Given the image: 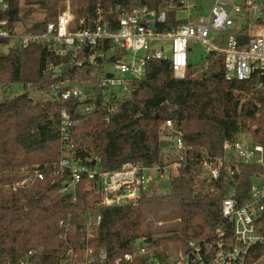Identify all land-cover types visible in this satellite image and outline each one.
<instances>
[{
	"label": "trees",
	"instance_id": "trees-1",
	"mask_svg": "<svg viewBox=\"0 0 264 264\" xmlns=\"http://www.w3.org/2000/svg\"><path fill=\"white\" fill-rule=\"evenodd\" d=\"M22 1L25 6H38L47 13L42 23L27 29L34 33L43 32L47 24L55 22L65 9L64 6L59 7V0H10L7 17L12 23L22 21ZM73 1L77 18H86L102 10L108 19L110 7L114 5V0ZM179 1L143 0L151 9H159L166 2L172 6L167 23L157 25V32H169L184 23L176 19ZM0 48L8 49L7 52H0V83L3 86L22 84L26 91L0 102V184L20 181L27 169L40 167L45 171V180L36 183L32 189L0 190L1 264L57 263L67 253L61 223L68 222L70 217L71 222H80L90 211L95 217H101L93 245L107 249L110 263L129 252L138 242L147 243L156 256L164 259L171 245L184 249L189 241L207 237L222 221V202L228 185L223 181L210 182L203 176L200 163L206 155H221L225 142H235L245 133H253L257 142L261 141L264 97L251 82H226L221 60L209 58L202 68L207 65L206 69L215 72L202 78L214 83L205 90V95L199 91L200 85L196 84L191 87L188 100L179 99L178 103L171 99L158 108H148L146 96L152 86L165 90L172 85H192L193 80L189 77L196 68L189 64L187 78L176 80L169 60H152L148 63L145 78L131 84L129 99L116 104L117 112L110 115L100 95L92 101L64 102L51 93L53 86L67 81L69 85H81V81L88 78L96 81V76L91 77L94 68H69L64 76L54 78L53 73H46V69L48 66L56 67L62 61L40 46L19 49L0 41ZM99 49L104 53L114 50L110 43ZM28 87L48 98L40 101L32 99ZM210 88L211 93L218 89L221 96L219 111L207 94ZM85 104H94L95 110L89 115L78 114L77 111ZM63 111L78 122L70 129L66 142L61 135ZM106 118H110L109 124L105 122ZM167 120L174 122L175 129L181 133V142L191 148L181 178L172 184L171 195L159 197L151 187L143 193L138 206L95 209L98 197L86 182L78 187L76 203L72 202L71 195L61 194L63 179L54 178L52 174L53 165L63 157L87 165H93V161L100 158L102 167L108 171H117L126 163L143 166L157 164L160 168L172 164L174 157L166 159L162 153L168 150L172 155L171 148L177 135L168 132V137L174 141L167 143L165 148H162L163 142L159 137L160 129H164ZM253 127H256L255 131H252ZM160 211L168 213L163 218L178 223L165 232L169 235L154 238L144 229V223L147 215L158 216ZM80 232L79 228L69 235L70 242L80 245ZM256 253L257 256L264 255V248Z\"/></svg>",
	"mask_w": 264,
	"mask_h": 264
},
{
	"label": "built area",
	"instance_id": "built-area-1",
	"mask_svg": "<svg viewBox=\"0 0 264 264\" xmlns=\"http://www.w3.org/2000/svg\"><path fill=\"white\" fill-rule=\"evenodd\" d=\"M199 1L180 0L176 19L179 21L177 14L181 13L185 16L184 23L165 33L157 32L155 28L167 23L172 9H151L143 0H114L108 19L102 10L86 18H77L67 6L43 32L34 33L22 29L20 22L12 23L7 17L10 0H0V41L19 49L38 45L59 58L61 64L46 69V73H53L54 78L64 76L69 68H94L91 77L96 76V81L88 78L82 80L81 85H69L67 81L53 86L51 93L64 102L92 101L100 95L110 115L117 112L116 104L129 99L131 84L145 78L148 63L152 60H169L174 78L185 80L194 43L206 49L208 59L221 60L226 82H251L264 97V0H213L208 14L203 17ZM166 42L170 44H164ZM105 43H110L114 50L107 53L98 50ZM166 47L171 48L166 52ZM110 53L116 56L108 61ZM106 67L112 71L107 72ZM94 110V104H85L77 112L89 115ZM61 117V135L66 142L70 129L78 122L73 121L67 111H63ZM105 122L109 124L110 118ZM164 129L177 135L171 148L175 158L172 164L160 168L157 164L126 163L117 171H108L102 167L100 158H96L93 165H87L63 157L53 165L52 174L54 178L63 179L61 194L71 195L72 202L76 203L78 187L86 182L98 197L95 209L140 205L143 193L155 183V174L164 178L165 169L170 170L172 184L181 178L191 151L181 142V133L175 129L172 120L165 121ZM245 136L252 138L250 143L242 142ZM200 168L210 182L223 181L228 185L222 202V221L207 237L189 241L184 249L167 251L164 259L156 256L147 243L138 242L129 252L110 263L107 249L93 245L101 217H95L90 211L80 222H71L70 217L68 222L61 223L67 253L55 264L264 263V255L257 256L256 253L264 248V133L260 142L250 132L235 142H225L222 154L204 156ZM44 172L40 167L24 170L20 181L0 184V190L32 189L36 183L45 180ZM79 228L80 245L69 239V235Z\"/></svg>",
	"mask_w": 264,
	"mask_h": 264
},
{
	"label": "rangeland",
	"instance_id": "rangeland-1",
	"mask_svg": "<svg viewBox=\"0 0 264 264\" xmlns=\"http://www.w3.org/2000/svg\"><path fill=\"white\" fill-rule=\"evenodd\" d=\"M213 0H200L199 1V5H200V14L201 17L206 16L208 14V10H209V6L212 4ZM64 6L65 8L67 6H70L72 8V10L74 9L75 3L73 0H59V7ZM161 7H168L170 9H172V6L170 3H163L161 5ZM21 8H22V12H21V27L22 29H28L30 27H32L34 24L36 23H42L46 16L47 13L46 11L42 10L40 7L38 6H34L32 8L25 6L24 2H21ZM32 11L30 15H26V13L28 11ZM177 17L179 18V21H183V19H185V16L182 15L181 13L177 14ZM166 45L170 44V42H166L164 43ZM191 48L193 50L192 53H190L189 55V62L190 64H192L193 66H195L196 68H194L189 77L190 79L193 80L192 85H190L189 83L185 85V83L183 85H172L168 88H166L165 90L159 89L157 86H152L150 89V93L147 94L146 99H148L147 101H149L147 103V107H160V105H162V103H164V101H171V99L173 101H178V103H180V100H188V95L190 94V92L192 91L191 87H195V85L199 84L200 88L199 91L202 94H206V89H208L210 86L212 85V83L209 79L204 80V78L202 77H209L210 74L212 75L215 70L212 69H206L207 65H205V68H202V66L207 62L208 60V56L206 53V49L201 46L200 44H192ZM8 49L5 48H0V52H7ZM171 55L168 54V57H170ZM106 71L107 72H111L112 69H110L109 67H106ZM192 74V75H191ZM205 75V76H204ZM128 79H132L130 76H127ZM27 90L29 91V96L36 100V101H40V100H46L48 97L44 94H40V93H35L36 90L31 89L30 87H28ZM218 90V89H217ZM215 90L211 91V88L208 91V95H209V99H211V102L214 104L215 108L217 111H219V107H221V96L219 95V92ZM25 89L23 87L22 84H13L10 86H3L2 83H0V102L6 99H12L20 94L25 93ZM166 98V100H165ZM178 99V100H177ZM180 99V100H179ZM203 100H206V98H204ZM214 108V109H215ZM212 111V110H210ZM256 127L252 128V131H255ZM248 134V133H247ZM169 133L168 131H166L165 129L161 128L160 129V141L167 144L170 143L171 141H174V139H171V137H168ZM251 137H243L242 138V142L243 143H250L251 142ZM163 157H165L166 159L170 156V157H174L170 154V152L167 151H163L162 153ZM175 159V158H174ZM155 178V183H153L152 185V189L153 191L156 192V195L159 197H165V196H169L172 193V174L170 172V170L165 169L164 171V178L160 177V174H155L154 175ZM160 209H158L159 211ZM167 216L168 213L167 212H161L158 216H153L151 214L147 215V219L145 220L144 223V229L150 233L153 234L154 238H161V237H165L169 234H165L166 231L174 228L176 226V224L178 223V221H172L168 218H163L164 216ZM165 216V217H166ZM170 249L168 251H172L173 249H178V248H174L172 247V245L169 247Z\"/></svg>",
	"mask_w": 264,
	"mask_h": 264
},
{
	"label": "water",
	"instance_id": "water-1",
	"mask_svg": "<svg viewBox=\"0 0 264 264\" xmlns=\"http://www.w3.org/2000/svg\"><path fill=\"white\" fill-rule=\"evenodd\" d=\"M170 48H171V47H166V48H165V51H166V52L169 51ZM87 51H88V50H87ZM115 56H116L115 53H110V54H108V56H107V60L110 61V60H112L113 58H115ZM165 147H167V144L163 143V144H162V148H165Z\"/></svg>",
	"mask_w": 264,
	"mask_h": 264
}]
</instances>
